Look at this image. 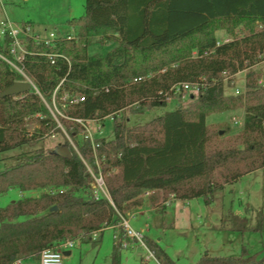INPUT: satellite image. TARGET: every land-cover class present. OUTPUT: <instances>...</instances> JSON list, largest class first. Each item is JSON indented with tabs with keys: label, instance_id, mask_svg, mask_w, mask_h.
Instances as JSON below:
<instances>
[{
	"label": "trees",
	"instance_id": "obj_1",
	"mask_svg": "<svg viewBox=\"0 0 264 264\" xmlns=\"http://www.w3.org/2000/svg\"><path fill=\"white\" fill-rule=\"evenodd\" d=\"M68 23L75 39L29 43L25 65L36 88L0 96V153L36 145L58 120L76 139L85 129L78 119L112 117L113 137L96 140L100 168L85 139L77 149L68 144L67 153L40 149L37 157L0 170V195L12 188L63 189L0 207V264L38 256L65 240L98 245L107 227L144 204L146 193L153 206L169 197H202L209 205L226 185L264 168V78L257 70L264 62V0H86L84 14ZM100 30L115 32L107 37L117 45L91 55L90 38ZM219 30L232 40L218 45ZM48 53L65 57L52 63ZM240 71H246L245 89L227 93L226 81ZM22 78L0 57V93ZM198 81L204 87L187 106L135 125L121 115L134 105L140 113L167 106L175 84ZM53 101L61 114L51 111ZM238 108L244 117L236 134L226 136L229 126L223 134L207 121ZM33 121L39 128L31 132ZM88 166L103 171L110 197L83 196L94 180ZM232 219L235 230L248 229L246 217ZM123 240H115L114 264H120ZM145 241L160 264H178L158 242ZM195 264H264V255L257 259L243 246L239 256L205 254Z\"/></svg>",
	"mask_w": 264,
	"mask_h": 264
},
{
	"label": "rangeland",
	"instance_id": "obj_2",
	"mask_svg": "<svg viewBox=\"0 0 264 264\" xmlns=\"http://www.w3.org/2000/svg\"><path fill=\"white\" fill-rule=\"evenodd\" d=\"M86 0H0V18L8 17L12 21H30L37 28L47 30L68 31L72 25L68 20L79 17L85 12ZM115 32L111 30H100L90 38L89 54H102L117 45L107 36ZM233 37L225 30H219L217 37L224 40ZM258 72L264 78V62L257 66ZM246 71H240L232 77L230 82L226 81L227 93H237L245 89ZM186 98L180 94H174L168 99L167 106H158L145 112H137V105L130 106L121 115L130 118L129 125L141 124L173 110L179 105L187 106L193 95L188 93ZM53 113L61 114L62 109L58 103L53 101L49 105ZM240 119L235 123L233 117ZM244 110L241 108L216 112L211 114L207 121L214 129L223 130L227 126L230 136L241 131L243 127ZM95 141L100 137L110 139L113 137L112 117L104 120H92L88 122ZM28 130L34 132L39 128L36 121L28 124ZM85 140L84 133H80L76 139L69 136L67 131L58 120L54 126L36 145H24L14 150L0 153V170L18 163L24 158H34L39 155V150L45 152L57 151L71 147L77 149V143ZM53 189V188H51ZM50 188L22 192L18 188H12L0 195V207H6L11 202L23 196H39ZM84 197H94V188L83 190ZM169 197L167 201H159L153 206L149 202V194H145L143 208L137 216L132 217L129 213L128 219L132 228L139 230L149 224L145 231L146 238L150 237L166 251L178 264H195L200 258L207 254L213 256L240 255L242 247L245 246L249 253L260 259L264 255V168L242 176L238 181L226 185L219 191L212 204H206L202 197L190 200H174ZM154 209H153V208ZM237 214L248 219V229L244 232L235 230L232 215ZM132 217V218H131ZM27 217H20L19 221ZM117 238L115 237V229ZM114 228L105 229L102 241L96 245L94 242L75 240L72 253L65 256L63 264H114V243L121 236L124 237V246L119 256L120 264H160L155 257L147 259L149 254L146 248L138 244L137 240L126 235L123 224L117 223ZM122 234V235H121ZM91 235V234H89ZM85 236L86 238L89 236ZM97 235L94 234V238ZM18 264V262H16ZM21 264H40L38 256H28L22 259Z\"/></svg>",
	"mask_w": 264,
	"mask_h": 264
},
{
	"label": "built area",
	"instance_id": "obj_3",
	"mask_svg": "<svg viewBox=\"0 0 264 264\" xmlns=\"http://www.w3.org/2000/svg\"><path fill=\"white\" fill-rule=\"evenodd\" d=\"M77 37V32L74 27L72 30L68 31H59V30H47V29H40L37 28L32 22L30 21H23L17 22L12 21L8 17L0 18V57L7 62L9 67L12 70L19 72L23 78L18 81H25L29 82L33 88H36V85L32 79V77L28 74L26 70V56L30 53L29 51V43L33 42L36 44L43 43L48 46H56L57 42L62 38L67 39H75ZM232 37L229 36L224 40L217 41V44L220 45L225 42H230ZM212 50H207L205 54H209ZM196 55L197 52H194ZM48 57L51 59V62H55V58L57 56H63L57 53H48ZM143 77H138L136 80H142ZM204 87L203 81L198 82H181L177 83L173 86V91L175 94L182 95L183 98H186L188 93L194 94L199 93L201 88ZM242 91H237V93H241ZM169 97L168 99H170ZM79 99V98H78ZM76 99L75 101H78ZM235 123H240V119L236 116L233 117ZM79 122L84 124L85 129L82 131L84 133V138L89 139L92 142L96 162L98 167H101V158L97 153V149L99 147V142L95 141L94 136L92 134L91 128L88 126V122L92 120L84 121L82 119H78ZM104 159V157H103ZM89 171L93 175V182L92 186L94 188V198L99 199L103 196L110 197L109 192L106 187L104 173L100 169L99 173H94L92 168L88 166ZM57 191L63 192V189H51V193H55ZM123 226L125 227L126 235L132 237L137 240L138 244L141 245L143 248H146L149 252L147 254V259L151 257H155L153 251L148 247L145 241V227L136 230L131 227L129 219L123 218L122 221ZM118 236L116 235V238ZM75 244L74 240H65L61 242L56 247L45 248L41 251L40 254V264H63V259L65 258V251L71 250ZM125 247L128 246L123 244ZM22 260H18V264L21 263Z\"/></svg>",
	"mask_w": 264,
	"mask_h": 264
},
{
	"label": "water",
	"instance_id": "obj_4",
	"mask_svg": "<svg viewBox=\"0 0 264 264\" xmlns=\"http://www.w3.org/2000/svg\"><path fill=\"white\" fill-rule=\"evenodd\" d=\"M32 89V85L29 82H25V81H16L14 82L11 86L7 87L3 92L0 93L1 97L4 96H11V95H19L25 92H28ZM57 151H61V152H68V148L65 149H60ZM52 210L57 209V206H53L51 208ZM71 252L70 250L65 251V255H69Z\"/></svg>",
	"mask_w": 264,
	"mask_h": 264
},
{
	"label": "crops",
	"instance_id": "obj_5",
	"mask_svg": "<svg viewBox=\"0 0 264 264\" xmlns=\"http://www.w3.org/2000/svg\"><path fill=\"white\" fill-rule=\"evenodd\" d=\"M217 32H219V31H217ZM174 200H178V199H174ZM142 208H143V205L140 207V208H138V210H136V212L138 211V214L140 213V211L142 210ZM153 208V207H152ZM154 209V208H153ZM136 212H134L133 214H132V217H135V216H137V213ZM131 217V218H132ZM130 222V221H129ZM110 227H112V228H114V226H110ZM145 231L146 230H148L149 229V224L148 223H146L145 224ZM108 228V227H107ZM115 229V228H114ZM115 231H116V233H115V237H116V235H117V230L115 229ZM104 232H105V230L103 231V234H104ZM70 252L72 253V250H70ZM70 253V254H71ZM67 256V255H66ZM22 262V261H21ZM19 264H21V263H19Z\"/></svg>",
	"mask_w": 264,
	"mask_h": 264
}]
</instances>
